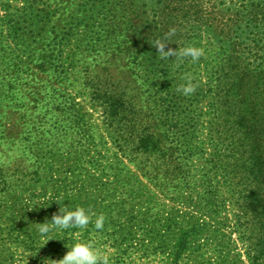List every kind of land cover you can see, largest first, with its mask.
<instances>
[{"label": "trees", "instance_id": "trees-1", "mask_svg": "<svg viewBox=\"0 0 264 264\" xmlns=\"http://www.w3.org/2000/svg\"><path fill=\"white\" fill-rule=\"evenodd\" d=\"M97 1L81 4L86 14L79 22L71 21L77 10L71 14L66 33L78 29L83 33L78 39L79 49L112 44L133 66L152 59L151 66L157 71L156 93L164 112L172 115L161 124L155 123L144 82L132 87L135 93L125 92L129 82L121 83L114 76V63L100 69L90 90L109 122L114 147L168 200L184 205L192 202L194 191L197 194L198 216L187 214L182 220L171 211L152 221L144 212L138 220L127 210L121 216L123 222L117 220L118 225L113 226V215L102 212L105 207L99 204L97 213L104 215V227L98 230L94 226L98 237L109 236V227H117L112 232L118 238H113L117 252L111 256V264H124V246L142 252L150 264H264V0H108L99 4L101 10H97ZM35 4V0L26 2L21 12L13 15L15 21L11 20L10 27L33 18ZM173 27L174 42L165 49L189 44L202 49L201 56L211 57L203 69L199 68L201 56L193 61L190 57L161 58L157 54L153 43ZM186 76H191L195 88L189 95L177 90L187 82ZM203 115L211 116L207 125L215 120L222 129L215 130V139L209 136L208 144L215 146L211 166L192 181L188 162L203 151L202 142L195 141L193 133ZM221 135L229 138V143L218 149ZM226 154L228 162L222 159ZM0 169V186L5 189L15 176L33 173L25 172L20 162L10 173ZM100 186L107 190L106 184ZM230 200L251 209L262 236L243 250L232 235L239 232V239H243L247 230L240 229L249 221L241 222L236 214L233 223L221 217ZM83 203L90 210L88 203ZM91 224L94 222L86 229L53 228L49 233L52 239L43 246L37 229L25 228L11 242L22 257L20 261L0 250V264H43L45 258L59 259L66 241L73 239L76 231L81 230L85 240H91ZM61 232L68 237L62 240Z\"/></svg>", "mask_w": 264, "mask_h": 264}, {"label": "rangeland", "instance_id": "rangeland-1", "mask_svg": "<svg viewBox=\"0 0 264 264\" xmlns=\"http://www.w3.org/2000/svg\"><path fill=\"white\" fill-rule=\"evenodd\" d=\"M30 1L0 0V168L10 173L14 164L20 162L25 172L33 171L26 177L15 176L9 188L0 186V250L20 261L22 257L14 250L12 238L25 228L37 229L36 223L50 221L60 206L55 200L72 207L87 202L94 213L91 223L98 214V205H104L102 212L113 215V226L118 225L117 220L123 222L121 216L127 210L137 215L138 220L146 212L148 221L170 211L179 220L187 214L198 216L196 191L191 203L178 205L156 191L117 152L108 134L109 122L90 90L97 74L100 76L99 70L114 63L117 66L114 76L121 83L129 82L125 92H133L134 85L144 82L150 95L152 119L161 124L172 115L164 112L156 93L157 71L151 66L153 60L144 59L140 66H133L126 54L119 55L112 44L79 49L78 39L83 33L79 29L66 33L65 24L76 10V18L71 21L77 23L83 18L86 8L81 4L88 0H35L32 13L35 16L24 25L10 27L11 20L15 21L13 15L20 13ZM107 1H97V10H101L99 4ZM201 58L199 68L203 69L211 57ZM208 101L209 97L201 105ZM209 118L203 115L193 132L195 141L202 142L203 151L194 154L188 162L192 181L198 180L211 166L215 146L208 144L209 136L215 139V130L222 129L215 120L207 125ZM221 126L224 134L225 126L223 123ZM224 138L220 136L218 149L229 143V138L223 141ZM227 156H223L224 162L230 161ZM101 183L106 184L107 190L99 187ZM225 197L229 200V195ZM34 202L38 203L29 208ZM243 204L230 200L227 211L221 215L228 217L229 223H233L235 214L241 217V222L249 221L248 226L240 229V232L247 230L243 239H239V232L232 235L242 250L262 239L257 220ZM91 225V241L106 246L111 258L117 252L113 238L117 239L118 234L112 235L117 227H109V236L100 238L95 225ZM63 234L61 239L68 237ZM74 238L85 240L81 230L73 234ZM123 249L126 250L124 264H150L142 252L125 246ZM66 251L65 246L62 256Z\"/></svg>", "mask_w": 264, "mask_h": 264}, {"label": "clouds", "instance_id": "clouds-1", "mask_svg": "<svg viewBox=\"0 0 264 264\" xmlns=\"http://www.w3.org/2000/svg\"><path fill=\"white\" fill-rule=\"evenodd\" d=\"M176 29L169 28L168 32L164 34L163 38L157 39L153 45L157 49V54L161 58L176 57L183 59L190 57L193 61H196L203 54V50L192 45L184 47L167 48L165 46L171 42V37L175 33ZM185 84L178 87V91L183 95H189L195 88L191 83V76H186ZM60 206L56 213L51 217V220H45L42 223H36L37 231L44 241L42 246L52 237L49 235L51 229L56 228L58 230L64 229H84L88 226L94 215L89 209L83 205H77L75 207H69L66 204L62 205L58 200ZM39 202V201H38ZM38 202L32 203L29 208L36 205ZM96 218L94 225L96 229H102L104 227V215L102 213L95 214ZM78 236V234H76ZM63 238V237H62ZM65 246L67 251L59 259L45 258L43 264H111L110 251L102 246H97L94 241L82 240L74 238L71 242L66 241Z\"/></svg>", "mask_w": 264, "mask_h": 264}]
</instances>
